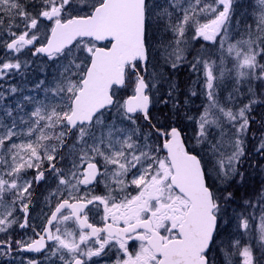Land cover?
Returning a JSON list of instances; mask_svg holds the SVG:
<instances>
[{
    "label": "snow or ice",
    "instance_id": "1",
    "mask_svg": "<svg viewBox=\"0 0 264 264\" xmlns=\"http://www.w3.org/2000/svg\"><path fill=\"white\" fill-rule=\"evenodd\" d=\"M0 264H264V0H0Z\"/></svg>",
    "mask_w": 264,
    "mask_h": 264
}]
</instances>
